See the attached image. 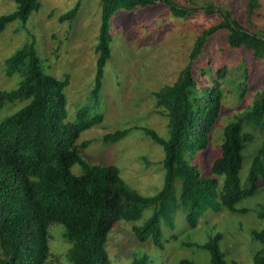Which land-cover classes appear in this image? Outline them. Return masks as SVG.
I'll return each mask as SVG.
<instances>
[{"label":"trees","instance_id":"trees-1","mask_svg":"<svg viewBox=\"0 0 264 264\" xmlns=\"http://www.w3.org/2000/svg\"><path fill=\"white\" fill-rule=\"evenodd\" d=\"M13 2L15 11L0 16V34L14 21L25 23L38 9L37 0ZM99 2L96 75L90 93L96 105L103 70L111 58L110 20L117 12L130 13L161 3L177 18H187L197 11L220 16L217 24L195 39L188 63L176 80L151 93L154 112L167 119L169 134L164 140L153 130L142 128L164 151L162 189L153 197H143L124 184L116 167L89 165L82 160L80 151L89 142L77 141L84 131L102 122V115H91L88 107H81L74 121H68L64 90L69 76L59 80L46 74L32 40L4 62L5 75L16 74L20 81L16 89L0 91V111L6 104H26L0 122V264H46L51 224L65 229L64 237L70 245L66 260L70 264H111L105 249L108 233L119 222L138 221L144 208H152L151 218L141 227H132L133 236L138 243L150 241L162 250L161 218L172 229L174 214L183 211L189 228H195L207 210L243 212L236 205L254 196L260 183L264 184V87L255 92L245 111L223 129L220 155L210 166L211 177L201 176L198 167L192 165L196 155L209 145L224 90L229 88L239 101L248 94L250 67L212 64L202 59L205 46L212 36L224 33L231 50L247 53L252 62L263 59L264 5L259 0H247L244 24L229 10L212 3L197 6L189 0L193 5L189 8L173 0ZM78 11L79 4L62 15L59 22L72 21ZM256 17L262 25L254 24ZM133 129L136 128L107 134L102 141L118 142ZM256 139L260 145L251 161L247 186L241 188L244 152ZM75 165L81 167V175L71 172ZM259 216L264 217V206ZM251 236L262 246L253 255V264H264V229L252 231ZM220 239L221 235L216 234L202 245L185 246L207 250L209 264H227ZM146 262L142 257L132 264ZM179 264L195 263L181 260Z\"/></svg>","mask_w":264,"mask_h":264},{"label":"rangeland","instance_id":"rangeland-1","mask_svg":"<svg viewBox=\"0 0 264 264\" xmlns=\"http://www.w3.org/2000/svg\"><path fill=\"white\" fill-rule=\"evenodd\" d=\"M173 1L193 8L189 0ZM192 1L197 6L209 3L222 6L247 24V0ZM259 1L264 5V0ZM37 4L38 9L32 11L25 23L14 21L0 34V91L14 90L20 81L16 74L11 77L5 75L4 62L34 40L44 72L59 80L69 76V84L64 90L68 121H74L81 107H88L91 115H102V122L84 131L77 141V144L89 142L88 147L80 151L82 160L89 165L116 167L127 187L143 197H153L162 189L164 182V151L145 135L142 128L153 130L164 140H168L169 134L167 119L154 112L151 93L176 80L188 63L195 39L217 24L220 16L197 11L187 18H177L161 3L130 13L117 12L110 20L111 58L103 70L96 105L90 93L96 75L95 47L101 16L99 0H37ZM77 4L79 11L76 17L60 23L59 18ZM15 9L13 0H0V16ZM253 21L262 25L258 17ZM246 54L241 50H231L226 45L224 33L212 36L205 46L202 59H209L212 64L223 62L234 67L248 66L250 72L248 94L244 99L239 101L229 88L224 90L226 93L209 145L192 161L203 177H211L210 166L220 155L225 126L244 112L255 92L264 87V58L252 62ZM235 94L238 97L237 92ZM25 104H6L0 111V122ZM129 128L136 129L118 142L106 144L102 141L107 134ZM259 145L260 140L256 139L244 152L241 188L247 186L248 171ZM71 172L81 175L83 171L75 165ZM262 183L254 196L236 205V209L243 212H230L224 208L218 212L207 210L199 217L195 228H189L183 211L174 214L172 229L161 218L162 250L150 241L138 243L133 236L132 227H141L151 218L152 208H144L138 221L119 222L108 233L105 249L110 263L132 264L135 259L145 257L146 264H179L181 260L209 264L207 250L185 244L202 245L220 234L219 246L227 264H253V255L262 248L251 236L252 231L264 229V217L259 216L264 206ZM47 232L49 257L46 264H70L66 260L70 245L64 237V227L51 224Z\"/></svg>","mask_w":264,"mask_h":264}]
</instances>
